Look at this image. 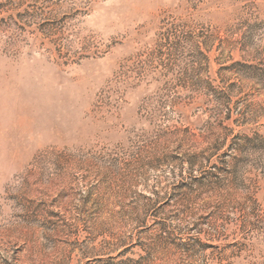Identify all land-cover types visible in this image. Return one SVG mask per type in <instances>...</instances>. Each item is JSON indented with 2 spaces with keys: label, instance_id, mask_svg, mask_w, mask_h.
<instances>
[{
  "label": "rangeland",
  "instance_id": "1",
  "mask_svg": "<svg viewBox=\"0 0 264 264\" xmlns=\"http://www.w3.org/2000/svg\"><path fill=\"white\" fill-rule=\"evenodd\" d=\"M0 264H264V0H0Z\"/></svg>",
  "mask_w": 264,
  "mask_h": 264
}]
</instances>
